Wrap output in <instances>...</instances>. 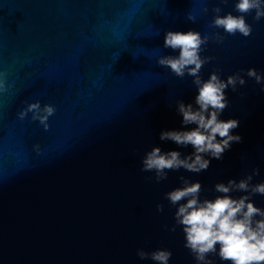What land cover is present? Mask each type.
I'll use <instances>...</instances> for the list:
<instances>
[{
	"label": "water",
	"instance_id": "95a60500",
	"mask_svg": "<svg viewBox=\"0 0 264 264\" xmlns=\"http://www.w3.org/2000/svg\"><path fill=\"white\" fill-rule=\"evenodd\" d=\"M219 0H0V264H154L138 248L172 252L170 264H195L183 247L164 193L184 175L205 189L242 178L253 167L264 180V92L245 76L222 119L235 118L242 142L199 175L169 172L160 183L146 180L140 161L161 142V130L179 129L175 102L195 96L192 77L178 78L156 64L166 30L194 29L211 35V8ZM233 0L221 5L232 11ZM209 8L204 14L202 8ZM195 22L187 20V14ZM235 14V13H234ZM252 33L211 39L201 69L221 78L240 69L264 72V19ZM243 93V95H241ZM53 105L47 127L27 112L31 103ZM244 157V159H241ZM202 195L212 198L211 192ZM240 195V194H237ZM264 208V196L253 197ZM164 204L157 212L156 204ZM219 264V261H217Z\"/></svg>",
	"mask_w": 264,
	"mask_h": 264
},
{
	"label": "clouds",
	"instance_id": "9594fccd",
	"mask_svg": "<svg viewBox=\"0 0 264 264\" xmlns=\"http://www.w3.org/2000/svg\"><path fill=\"white\" fill-rule=\"evenodd\" d=\"M228 3L229 0H219V4L211 8L209 27L222 32L202 35L189 29L166 30L163 34L162 47L171 49L175 54L157 56L156 64L178 78L192 77L195 96L189 103L183 100L175 102L181 127L161 130L159 140L170 141L178 149L190 146L191 152L163 151L161 147L153 146L140 161V171L153 174L145 177L146 180L158 184L168 179L169 172L181 170L199 175L209 169L213 159L222 161L224 153L231 149L233 143L242 142V136L234 132L239 126V119L221 118L229 106L227 90L237 92L238 86L246 84V76L260 85V92H264V72L250 67L221 78V70L215 68L204 79L201 76L202 67L215 58L201 54L210 39L222 44L226 36L239 34L249 37L253 29L246 17L252 15L257 22L264 19V0H233L232 11L225 13L221 5ZM202 11L208 14L209 8L205 5ZM186 18L195 22L191 13ZM7 90L6 73L0 71V93ZM55 111L53 105L41 107L36 101L20 111L18 117L24 119L27 112H32L33 119L47 127L46 121ZM259 175L260 168L253 167L242 178L217 182L210 189L203 188L199 180L179 175V185L164 193V199L175 211L173 225L169 227L165 224L163 229L175 232L177 227L180 228L183 247L189 251L195 264H217V261L219 264H264V208L255 206L253 200L256 195L264 196V180L253 182L254 177ZM204 192H211L212 198L202 195ZM156 211L163 212L164 204H156ZM136 255L141 261L170 264L172 252L166 248L153 251L138 248Z\"/></svg>",
	"mask_w": 264,
	"mask_h": 264
}]
</instances>
